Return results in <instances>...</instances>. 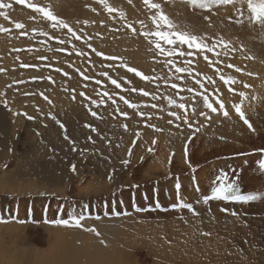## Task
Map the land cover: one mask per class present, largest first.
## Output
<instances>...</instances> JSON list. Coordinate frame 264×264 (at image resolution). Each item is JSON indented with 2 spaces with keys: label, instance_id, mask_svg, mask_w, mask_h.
<instances>
[{
  "label": "rangeland",
  "instance_id": "374dc122",
  "mask_svg": "<svg viewBox=\"0 0 264 264\" xmlns=\"http://www.w3.org/2000/svg\"><path fill=\"white\" fill-rule=\"evenodd\" d=\"M106 2L114 11L99 0H0L6 5L0 8V109L8 114L0 113V256L21 255L29 264L28 256L40 254L47 262L56 230L85 254L94 241L104 253L114 250L117 264H264V26L251 22L238 0L210 10L188 0H153L173 30L212 49L161 41L165 49L193 53L168 56L155 47L156 37L144 35L157 30L156 9L144 0ZM28 3L68 27L53 26ZM139 52L147 68L140 67ZM156 160L168 171L148 178ZM47 168L55 170L51 181L30 176ZM86 181L96 183L95 194L78 190ZM30 182L38 187L30 191ZM228 185L260 198H210ZM72 214L83 217L81 227L51 223ZM102 220L118 221L111 222L112 233L100 229Z\"/></svg>",
  "mask_w": 264,
  "mask_h": 264
},
{
  "label": "snow or ice",
  "instance_id": "6c2138e0",
  "mask_svg": "<svg viewBox=\"0 0 264 264\" xmlns=\"http://www.w3.org/2000/svg\"><path fill=\"white\" fill-rule=\"evenodd\" d=\"M99 2L103 3L104 7L109 12L114 11V9L111 8L107 4L106 0H99ZM188 2H190L191 4H193L196 7L210 10L211 4L236 3L237 0H188ZM238 2L241 4H246L247 12L249 13V19L251 22L258 23L261 26H264V0H238ZM17 3L26 4V0H17ZM144 3L150 9H156L157 10L156 15L154 17H152L153 23L156 25L157 30L155 32L144 33V35L146 37L147 36L156 37V41L154 42L155 47L160 51L161 54H165L168 56H172V55L183 56L185 54H187V55L193 54L191 51H188L187 53L178 52L175 47H173L171 49H165L161 46V43H160L161 41L166 45H172V46L186 45L188 49H196V51H198V52H204V51H211L212 50L208 47V45L203 43V41L199 37H197L195 35H191L187 32L173 30V29H175L176 26L168 18V16L163 13V11L161 10V5L159 3H154L153 0H144ZM5 6L6 5H4V4H0V8H3ZM7 6L10 7L11 5H7ZM27 6L32 8L33 11L41 13L45 19L54 22L53 26H55V24H60L62 27H65V28L68 27V25L65 24L63 21L58 20L57 17L54 16L51 11L44 9V8H40V7H38L34 4H30V3H28ZM242 14L243 13H241V15ZM15 26L17 29L23 28V25L20 23H17ZM162 29H168V30H162ZM0 30H2V29H0ZM69 31H71L70 28H69ZM73 35L75 36V33H73ZM97 55H101V53H97ZM207 59L208 58L205 57V60H207ZM229 67H234V66L229 65ZM236 70L240 71L239 69H236ZM128 71L135 73V75L139 76L142 80H145V81L148 80L147 76H144L142 73H140L136 69L128 68ZM176 71L177 72H184L185 69L176 68ZM222 79L224 80L225 84L235 83V81L232 80L231 78L224 79L222 77ZM111 83L113 85H115L117 88L120 87V85L117 83L116 80H112ZM173 87H175V85H173ZM189 91H191V89H189ZM105 95H107V93H105ZM142 95L147 96V95H149V93L142 91ZM121 99H123V97H121ZM203 99H204L205 107H207L211 111L215 112L216 109L213 108L211 103H209L208 97L204 96ZM124 102L126 104H128L129 107H134L127 100H125ZM169 103H172V101H169ZM179 107L184 108V105L181 104V105H179ZM222 107H223V105H221V108ZM236 112L241 117V119H243L244 122L246 124H248L247 119H245L244 114L241 112V110L238 106L236 107ZM92 114L95 115V113H92ZM223 114L226 117L228 115V113L226 111ZM141 115H143V114H141ZM248 126H249V128H251L250 124H248ZM259 167L262 171H264V161L260 162ZM73 171H75V167H73ZM210 198L211 199H223V200L232 201V202H239V203H248L250 201L257 200L260 197L258 195H241L237 185H228V186H221V187L216 188L214 190V195ZM207 202L208 201L205 200V203H207ZM180 206L181 207H187L190 209V205L182 204ZM82 219H83L82 216L79 218L72 217L71 221L66 220V219H57L55 221H51V223H55L57 225H63V226L81 227V220ZM0 222H4V221H0ZM23 222L24 221H21V223H23ZM44 222L49 223V221H47V220ZM87 230L88 231H95L94 229H87Z\"/></svg>",
  "mask_w": 264,
  "mask_h": 264
},
{
  "label": "bare ground",
  "instance_id": "6f19581e",
  "mask_svg": "<svg viewBox=\"0 0 264 264\" xmlns=\"http://www.w3.org/2000/svg\"><path fill=\"white\" fill-rule=\"evenodd\" d=\"M173 1V0H172ZM185 1V0H184ZM134 2V1H133ZM140 3V2H139ZM141 4V3H140ZM170 4V3H169ZM172 4H174V3H172ZM212 5V4H211ZM140 6V5H139ZM170 6H172V5H170ZM241 6V5H240ZM147 7V6H146ZM196 8V7H195ZM216 8H217V6H216ZM167 9V8H166ZM235 10V9H234ZM130 11H131V9H130ZM178 11V10H177ZM176 11V12H177ZM240 11V10H239ZM243 11V10H242ZM129 12V11H128ZM132 12V11H131ZM171 12H173V11H171ZM165 13V12H164ZM167 13V12H166ZM175 13V12H174ZM71 15V14H70ZM69 16V15H68ZM183 21H185V20H180V21H177L178 23H182ZM191 21H193V20H191ZM252 30V29H251ZM244 32V31H243ZM246 33H244V35H245ZM248 35V34H247ZM248 38V37H247ZM242 40H244V38L242 39ZM248 40H250V38L248 39ZM252 42H253V39H252ZM4 46L3 48H5V49H3L4 51H6V43L5 42H3L2 44H1V46ZM142 49V48H141ZM143 49H145V48H143ZM138 53V52H137ZM137 56H139L138 58L141 60V65H140V67H143V68H147V65H148V63H147V59H144L143 60V58L145 57L143 54H142V52L140 53L139 52V55L137 54ZM134 59H135V57H133ZM137 58V59H138ZM139 60V61H140ZM145 61V62H144ZM137 63H139V62H137ZM137 65V64H136ZM138 66V65H137ZM262 68H264V67H262ZM262 68H259V66H258V69L260 70L259 72L261 73V70H262ZM263 72V71H262ZM261 74H263V73H261ZM259 86V85H258ZM0 113L3 115V116H7L8 114H6L3 110H1L0 109ZM8 119V118H7ZM1 120H3L2 118H1ZM4 121V120H3ZM2 128V127H1ZM229 133V132H228ZM227 134V133H226ZM232 136H234V135H232ZM236 136V135H235ZM235 136H234V139H235ZM163 152V151H162ZM165 152V151H164ZM166 153V152H165ZM165 156H166V154H165ZM164 156H161V158H163ZM180 161H181V159H179ZM162 161V160H161ZM161 161H158V160H156V161H154L149 167H148V165H147V171H146V173L147 172H149V176L147 175V177L149 178V177H151V176H153V177H156V174H158V173H161L163 170H162V168H164L163 167V164H161ZM50 164V163H49ZM38 165V164H37ZM36 165V166H37ZM53 166H54V163H53ZM50 167V166H49ZM33 168H36L35 167V165L33 164V163H31V165H30V170H34ZM48 169V168H47ZM52 169V168H51ZM65 169V168H64ZM165 169V171L167 172L168 171V168L166 167V168H164ZM37 170V169H36ZM54 169H52V170H50V169H48V170H44V172H42V170L41 171H39V172H36V171H31L32 172V174H34V175H36V174H38V175H40V176H42V175H44V176H46L47 178H48V180L49 181H51V177H52V174H54L53 172L55 171H53ZM58 171V170H57ZM63 172V171H62ZM57 174V173H56ZM63 174V173H62ZM101 174L103 175V172H101ZM64 175H65V173H64ZM63 175V176H64ZM66 175H68V173L66 172ZM101 175V176H102ZM163 175H165V174H163ZM100 176V177H101ZM98 177L99 176H97L96 177V179L98 180ZM8 178V177H7ZM11 177L9 176V179H10ZM103 178V177H102ZM54 179V178H53ZM41 181V180H40ZM40 181H39V183H40ZM47 181V180H46ZM56 181V180H55ZM58 181V180H57ZM3 182H5V179H0V186L3 184ZM38 182V181H37ZM37 182H33V183H29L30 184V191H32V190H34V188H36V187H38V183ZM186 182V181H185ZM7 183V182H6ZM41 183H42V181H41ZM44 183V182H43ZM169 183H170V181H169ZM56 184V183H55ZM163 184V183H162ZM165 184V183H164ZM172 184V183H171ZM4 185V184H3ZM25 185V184H24ZM57 185V184H56ZM173 185V184H172ZM187 185V184H186ZM188 186V185H187ZM4 187V186H3ZM6 187V186H5ZM15 187V186H14ZM25 187V186H24ZM95 187H96V183L94 182V181H86L84 184H80V186H79V189L78 190H80L81 192H84V191H89L88 192V195H90V194H95L96 193V190H95ZM1 188V187H0ZM164 188V187H163ZM172 188V187H171ZM187 188V187H186ZM191 189H192V192H191V196H192V194L193 195H196L197 193L194 191V189H193V186H191L190 187ZM8 189H10L9 187H8ZM25 189L26 188H24V191H25ZM161 189H162V187H161ZM166 189V188H165ZM4 190H5V188H4ZM19 191V190H18ZM21 191H23L22 189H21ZM28 191V190H27ZM98 191V190H97ZM163 191V190H162ZM188 191H190V190H188ZM80 193V192H79ZM82 194V193H81ZM124 197H126V196H124ZM164 201V200H163ZM4 202V201H3ZM129 219V220H128ZM127 220H122V222H124V223H130L129 221L130 220H132V219H130V218H128ZM120 221V220H119ZM111 222H118V221H116V220H112V221H104V220H102V222L99 224V227H100V229L101 230H103V231H105L106 233H112V227L114 226V225H112V226H110L111 225ZM121 222V221H120ZM121 226H122V224H120ZM115 226H116V224H115ZM134 226V225H133ZM1 227V226H0ZM11 227V226H10ZM9 227V228H10ZM3 228V227H2ZM12 228V227H11ZM21 228V227H20ZM118 227H116L115 229H117ZM130 228V227H129ZM14 229V228H13ZM120 228H118V230H119ZM139 229H140V227H139ZM141 229H142V227H141ZM2 230V229H1ZM53 230H55V229H53ZM117 230V231H118ZM127 230V229H126ZM133 230V229H132ZM49 231V230H48ZM52 231V230H51ZM116 231V230H115ZM116 231V232H117ZM121 231V230H120ZM129 231V230H128ZM50 232V231H49ZM60 232V231H59ZM59 232H57L56 230H55V232H50V239H51V248H52V250H51V255H52V257L50 258L49 257V259L47 260V262L46 261H43V259L44 258H40L39 257V255L40 254H38V255H36L35 257H33V258H30V256H28V259L30 260V261H28L29 262V264H117L116 263V259L114 258L115 257V254L114 255H112V252L114 251V250H109V248H108V250L110 251H106V253H104L105 252V250H103L101 247H99V246H97V244L95 243V241H94V244H93V246H94V248L92 249V250H89V248L87 247V252H86V254H85V248L83 247V248H81L80 246L79 247H76L73 243H70V242H68V239H67V234H64L63 232L62 233H59ZM65 232V231H64ZM71 233V232H70ZM69 233V234H70ZM72 233H75V232H72ZM118 233V232H117ZM124 233V232H123ZM48 234V233H47ZM104 234V233H103ZM3 235V234H2ZM112 235V234H111ZM120 235V234H119ZM134 236V235H133ZM116 237V236H115ZM80 238V237H79ZM118 238V237H117ZM78 239V238H77ZM120 239H122V238H120ZM138 239V238H137ZM74 240V239H73ZM90 240V239H89ZM78 241H80V240H78ZM122 241V240H121ZM49 242V241H48ZM74 242V241H73ZM120 242V241H119ZM124 242V241H123ZM125 244V243H124ZM132 245V244H131ZM29 246V245H28ZM48 246V245H47ZM136 247V246H135ZM113 249H114V247H113ZM118 250V249H117ZM116 252V251H115ZM120 251L118 250V253H119ZM43 253V252H42ZM117 253V252H116ZM23 255H24V257H27V256H25V254L23 253ZM46 255V254H45ZM121 255V254H120ZM2 256V257H1ZM0 256V264H27L25 261H24V259H21V255L17 258V256H16V258H15V256L13 257V260H12V258L11 259H7L6 260V256H4V255H1ZM126 256V255H125ZM11 257V256H10ZM9 256H7V258H10ZM117 258V257H116ZM130 258V257H129ZM31 262V263H30ZM122 262V261H121ZM121 264V263H120Z\"/></svg>",
  "mask_w": 264,
  "mask_h": 264
},
{
  "label": "crops",
  "instance_id": "0c3cea01",
  "mask_svg": "<svg viewBox=\"0 0 264 264\" xmlns=\"http://www.w3.org/2000/svg\"><path fill=\"white\" fill-rule=\"evenodd\" d=\"M30 176H35L34 174H30ZM59 211H61V209L59 210ZM50 212H52V209L50 210V204H47L46 205V208H45V216H43L44 218H45V221L46 220H50V219H48L49 217H48V215L50 214ZM72 217H73V214L72 215H70V216H67L66 215V218L69 220V221H71V219H72ZM58 219H61V215L58 217Z\"/></svg>",
  "mask_w": 264,
  "mask_h": 264
}]
</instances>
